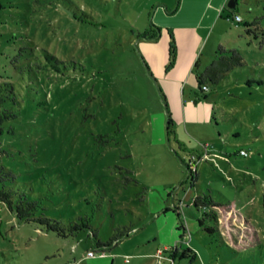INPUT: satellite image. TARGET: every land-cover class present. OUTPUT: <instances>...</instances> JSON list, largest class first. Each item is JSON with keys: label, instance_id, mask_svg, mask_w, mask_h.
Returning <instances> with one entry per match:
<instances>
[{"label": "rangeland", "instance_id": "374dc122", "mask_svg": "<svg viewBox=\"0 0 264 264\" xmlns=\"http://www.w3.org/2000/svg\"><path fill=\"white\" fill-rule=\"evenodd\" d=\"M2 1L0 101L16 116L4 121L0 163L47 215L91 228L61 236L0 202V264H264L263 38L239 23L226 44L245 66L195 103L197 71L216 53L189 69L176 37L171 60L167 28L141 34L170 0ZM237 10L264 14L255 1ZM198 194L223 204L231 246L200 225ZM124 225L119 244L89 255ZM185 239L194 260L177 250Z\"/></svg>", "mask_w": 264, "mask_h": 264}, {"label": "trees", "instance_id": "16d2710c", "mask_svg": "<svg viewBox=\"0 0 264 264\" xmlns=\"http://www.w3.org/2000/svg\"><path fill=\"white\" fill-rule=\"evenodd\" d=\"M246 2H257L261 4L264 9V0H244ZM237 6L235 8H230L226 6L234 14V20L239 23H244L246 26L247 34L254 36L255 38H263L262 44H264V28L260 25V20L264 17L262 15H256L252 19L244 18L241 13L238 12V5L240 0H236ZM180 0L177 2L178 8ZM175 9V10H176ZM4 10V3L0 0V24L2 23ZM240 15L241 20H237L236 16ZM162 27L152 24L146 31H144L142 36L145 38H157L160 36ZM170 32L171 43H170V57L174 60L176 56V40L172 29L167 28ZM52 57V55H50ZM246 61L243 54L238 48H228L225 45H220L216 51L215 58L208 64L203 71H197V82L198 90L195 91L194 102L198 103L209 97L213 93V86L223 83L228 73L238 67L245 66ZM195 67H199L197 62ZM205 86L208 88L206 89ZM18 102V101H15ZM16 116L15 111H12L5 107V101H0V136L5 132L4 121L9 117ZM1 143V141H0ZM0 151L1 148H0ZM243 149L241 150L242 153ZM243 154V153H242ZM130 171V170H129ZM131 172V171H130ZM17 181V174L13 169H10L5 164L0 163V202L5 203L20 220H25L28 222H35L37 225L42 226L46 231H53L61 236L74 235L77 231L84 228H91L88 219L82 218V222H71L65 223L63 220L51 217L45 212L46 206L43 205L42 201L37 198H32L25 191L16 189L13 184ZM194 205L198 208L204 207L206 209L204 217L199 219L200 225L207 232L211 234H216L220 237L224 244L231 246V244L226 241L222 231L219 227V215L216 207L223 206L220 201H217L209 194H198L194 199ZM210 208V209H209ZM209 210V211H208ZM205 217H210L214 221V225L207 224L205 222ZM115 233L108 241L97 240V250L96 252H106L107 249H111L124 238L132 230L131 226H120L116 227ZM94 236L97 237V233L93 232ZM186 254V250L181 252Z\"/></svg>", "mask_w": 264, "mask_h": 264}, {"label": "crops", "instance_id": "0c3cea01", "mask_svg": "<svg viewBox=\"0 0 264 264\" xmlns=\"http://www.w3.org/2000/svg\"><path fill=\"white\" fill-rule=\"evenodd\" d=\"M228 2L229 0H180L176 9L178 4L174 5V0H170L156 6L153 12L154 23L173 30L179 50L183 48L190 54L189 69L197 62L200 64L199 54L207 53L211 58L220 45L227 46L226 43L236 41L233 32L234 29L239 32L240 25L234 20V14L226 8L229 6ZM178 246V252L186 250V254L180 253L182 257L192 256L193 260L197 258L198 252L194 249L193 241H183ZM175 257L174 255L173 261L176 260Z\"/></svg>", "mask_w": 264, "mask_h": 264}, {"label": "built area", "instance_id": "2783aa9c", "mask_svg": "<svg viewBox=\"0 0 264 264\" xmlns=\"http://www.w3.org/2000/svg\"><path fill=\"white\" fill-rule=\"evenodd\" d=\"M236 19H237V20H241V16H240V15H237V16H236ZM205 88L207 89L208 87L205 86ZM242 153H246V151L243 150ZM177 250H178V248H177ZM160 253H162V250H160ZM95 254H96V251H95V250H90V251H89V255L94 256Z\"/></svg>", "mask_w": 264, "mask_h": 264}, {"label": "water", "instance_id": "95a60500", "mask_svg": "<svg viewBox=\"0 0 264 264\" xmlns=\"http://www.w3.org/2000/svg\"><path fill=\"white\" fill-rule=\"evenodd\" d=\"M228 5L230 8H235L237 6L236 0H229Z\"/></svg>", "mask_w": 264, "mask_h": 264}]
</instances>
